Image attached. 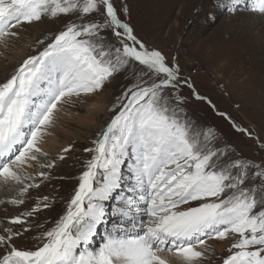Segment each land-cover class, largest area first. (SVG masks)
<instances>
[{
	"label": "snow or ice",
	"instance_id": "snow-or-ice-1",
	"mask_svg": "<svg viewBox=\"0 0 264 264\" xmlns=\"http://www.w3.org/2000/svg\"><path fill=\"white\" fill-rule=\"evenodd\" d=\"M240 2L217 7L231 12ZM251 10L264 15V0H252ZM128 15L116 0H0V41L23 24L74 17L0 81V185L14 193L0 204L21 207L51 179L56 161L43 141L62 105L101 91L118 73L132 80L84 150L90 159L63 214L34 248L17 247L30 218L52 206L38 194L0 227V264H201L210 239L231 241L223 264H264V166L233 158L213 130L187 118L182 86L206 98L174 58L135 34Z\"/></svg>",
	"mask_w": 264,
	"mask_h": 264
},
{
	"label": "rangeland",
	"instance_id": "rangeland-1",
	"mask_svg": "<svg viewBox=\"0 0 264 264\" xmlns=\"http://www.w3.org/2000/svg\"><path fill=\"white\" fill-rule=\"evenodd\" d=\"M121 3H126L129 9L127 20L135 34L149 48L160 50L169 60L174 58L180 74L188 70L195 91L206 98L197 100L192 89L182 86L180 95L186 102L181 107L187 118L202 129L213 130L218 138L216 146H227L233 158L243 157L264 166V15L251 10L252 0H241L231 12L219 9L218 0H116L118 8ZM72 19V16L44 18L13 29L17 37L0 41V81L10 76L29 55L43 50L52 35ZM19 51L26 55L16 57ZM195 64L205 74H197ZM131 83L130 73L121 72L101 91L72 97L61 106L54 126L49 129L51 134L43 141L49 159L56 161L50 170L51 179L39 189L31 190L30 198L21 207L0 204V227H3L10 217L29 209L38 194L49 196L52 206L30 218L32 228L14 240L17 247L34 248L38 243L35 237L63 214L77 186V177L90 159L84 150L94 146L93 141L115 114L113 106L117 98ZM232 121L252 136L236 131ZM65 148L70 151L62 153ZM61 154L63 160L57 158ZM12 195L13 192L0 185V200ZM144 219L146 222L147 218ZM95 239L99 242L101 235ZM230 242L207 240L208 251L201 264H223Z\"/></svg>",
	"mask_w": 264,
	"mask_h": 264
},
{
	"label": "built area",
	"instance_id": "built-area-1",
	"mask_svg": "<svg viewBox=\"0 0 264 264\" xmlns=\"http://www.w3.org/2000/svg\"><path fill=\"white\" fill-rule=\"evenodd\" d=\"M172 50H175V52L177 53V50H176V49L173 48ZM193 66H195V72H196L197 74H199V73H201V74H205V70L202 69L201 66H199L198 64H195V65H193ZM194 74H195V73H194ZM181 76L184 77V78H187L188 80H190V78H191L192 75H190V72L187 70V71H185L184 73H181Z\"/></svg>",
	"mask_w": 264,
	"mask_h": 264
},
{
	"label": "bare ground",
	"instance_id": "bare-ground-1",
	"mask_svg": "<svg viewBox=\"0 0 264 264\" xmlns=\"http://www.w3.org/2000/svg\"><path fill=\"white\" fill-rule=\"evenodd\" d=\"M5 45V44H4ZM26 55V53L25 52H22V51H19V52H17V54H16V57H22L23 58V55ZM2 68V67H1ZM2 69H4V71L6 70L5 68H2ZM94 116V115H93ZM90 117H92V114L90 115ZM61 131V130H60ZM58 132V131H57ZM56 137V136H55ZM219 248H220V246H219Z\"/></svg>",
	"mask_w": 264,
	"mask_h": 264
}]
</instances>
